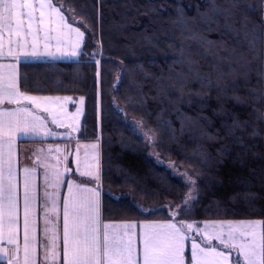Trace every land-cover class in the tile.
<instances>
[{"label":"trees","instance_id":"obj_1","mask_svg":"<svg viewBox=\"0 0 264 264\" xmlns=\"http://www.w3.org/2000/svg\"><path fill=\"white\" fill-rule=\"evenodd\" d=\"M70 8L85 54L21 63L19 89L83 100L77 138L100 140L103 219L168 221V206L191 192L177 222L264 220V0H67ZM141 121L153 158L133 127Z\"/></svg>","mask_w":264,"mask_h":264},{"label":"snow or ice","instance_id":"obj_2","mask_svg":"<svg viewBox=\"0 0 264 264\" xmlns=\"http://www.w3.org/2000/svg\"><path fill=\"white\" fill-rule=\"evenodd\" d=\"M67 3V0H65ZM65 3L56 4L54 0H0V57L7 55L20 62V56H49L55 58L56 53L49 51V41H56V52L65 56L77 57L84 55L81 45L86 41V33L79 27H73L75 8L65 10ZM215 5V0H213ZM213 11H218L215 7ZM227 12L228 10H224ZM39 12V17L36 13ZM70 16V21L66 20ZM86 30L89 26L80 21ZM8 35V51L4 52V34ZM74 33V40L69 48L65 37ZM247 36V34H246ZM15 37L16 39H13ZM31 37V48H28V38ZM255 30H253V41ZM40 43L44 51L39 49ZM13 45L15 47H13ZM95 58V53H93ZM97 75L100 74L97 61ZM7 68V82L3 69ZM7 100L16 104L15 109L0 110V229L3 227L5 210L8 218V243L15 245L10 250L0 246V264H39L37 253L32 246V201L34 170L24 169V245L23 258L20 256V246L16 241L14 226L17 223L18 195L16 170L14 168V142L17 134L25 138L53 136L39 117L26 107L20 106L23 101L37 103L35 97L22 94L17 86L16 65L0 64V104ZM53 123H58L53 116ZM138 128H143V122H138ZM147 139L152 137L145 133ZM7 145V160L5 161L4 146ZM95 147V146H93ZM40 151H43L41 149ZM5 163L7 164V189L5 191ZM68 169H65L67 172ZM79 171V162H77ZM80 175L99 180L92 172H80ZM184 175H187L185 173ZM55 185L67 183L68 194L63 197V251H57L55 241L50 253H45V261L51 264H189L185 253V240L192 224L177 222V217L190 211L191 192L187 194L175 209L169 205V215L172 219L157 223L151 221L124 223L122 225L103 224L101 230L100 185L95 188L76 184L72 179H66L58 170L55 173ZM47 180V175L45 177ZM191 180V177L188 178ZM194 184L195 181H192ZM48 196V193H45ZM55 207V202H54ZM141 211H148L140 209ZM259 221H241L229 224L225 237L223 231L205 233L207 241L215 238L222 249L211 244L202 246L195 240L191 244L190 264H264V233L259 236L255 231ZM123 234L121 235V230ZM138 230V231H137ZM0 231V238H2ZM243 238V239H242ZM224 250H230L232 254ZM11 253V254H10Z\"/></svg>","mask_w":264,"mask_h":264},{"label":"crops","instance_id":"obj_3","mask_svg":"<svg viewBox=\"0 0 264 264\" xmlns=\"http://www.w3.org/2000/svg\"><path fill=\"white\" fill-rule=\"evenodd\" d=\"M39 17V12L36 13ZM67 20V18H66ZM73 26V25H72ZM75 27V26H73ZM74 33L69 34L64 39L70 48L74 40ZM13 39H16L13 37ZM28 48H31V37L28 38ZM4 52L8 51V35L4 34ZM56 41H49V51L56 53L55 58L49 56H20V62L5 55L0 57V64L16 65V80L19 88V65L21 63H40V62H70L80 56H65L56 52ZM83 44L81 45L82 48ZM13 47H15L13 45ZM39 49L44 51L43 43H40ZM5 74V83L7 82V68L3 69ZM20 90V89H19ZM22 93V92H21ZM24 94V93H22ZM37 99V104L29 101H23L20 106L26 107L35 116L45 124L46 128L54 133L53 136L45 137L41 134L39 138H25L23 134L18 133L14 142V168L16 170L17 195H18V213L17 223L14 226L16 241L20 246L21 260L23 258L24 245V169H32L33 173V201H32V232L30 239L32 246L37 253L39 264H51L46 262L45 253L52 250L53 241L57 245V251H63V197L68 194L67 183L55 185V173L58 170L66 179H72L76 184H82L87 187L95 188L101 181V144L100 140L89 142L79 141L77 136L81 127L83 116L82 105L78 101L72 100V97L65 96H39L26 94ZM16 104H9L7 100L0 104V110L15 109ZM55 116L58 123H53ZM95 146V147H93ZM43 149V151H40ZM5 161L7 160V145L4 146ZM77 162H79V171H77ZM68 169L65 172V169ZM7 164L5 163V191L7 189ZM90 171L99 176V180L92 179L89 176H81L80 172ZM47 175V180L45 179ZM101 202V230L103 224L122 225L132 223L126 221H105L102 216V190L100 188ZM45 193L49 195L46 196ZM55 202V207H54ZM144 222V221H139ZM164 223L166 221H151ZM2 238L0 246L14 249L15 245L8 243V218L5 210L3 218ZM121 235L123 234L122 229ZM138 231V230H137ZM11 254V253H10ZM6 264V261H5Z\"/></svg>","mask_w":264,"mask_h":264},{"label":"rangeland","instance_id":"obj_4","mask_svg":"<svg viewBox=\"0 0 264 264\" xmlns=\"http://www.w3.org/2000/svg\"><path fill=\"white\" fill-rule=\"evenodd\" d=\"M72 100L73 101L75 100V102L77 100L78 101L77 103L81 104L82 108H83V100L82 99L72 98ZM133 127H134L136 133L139 136H142L144 141L146 143H148V146H146V147H148L147 148V155L151 158L155 157V151L153 150L152 144L150 142L153 140L147 139L145 137L146 132L143 131L142 129L138 128L134 123H133ZM173 172L176 173V170L173 169ZM257 221L261 222V223H258L256 225V228H255V231L259 236L261 233H264V220H262V221L257 220ZM239 222H241V221H206V222H201V223H195V222L184 223L185 226L187 224L193 225L191 230H189V229H187V227H185V232L188 233V239L185 240V253H186V256L188 258L189 264H190V257H191V244H192L193 240H195L197 243L202 244V246H207L208 244H211L213 246H216L217 248L222 249V245H220L219 242L215 238H213L210 241H207L205 239V233L207 232V233H213L214 234L216 232L223 231L225 233V237H226V234L228 231V225L229 224H238ZM244 222H247V221H244ZM224 251L228 252L230 256L232 254H234V253H231L230 250H224Z\"/></svg>","mask_w":264,"mask_h":264}]
</instances>
